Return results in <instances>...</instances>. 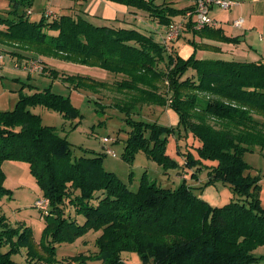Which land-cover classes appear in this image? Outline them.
Segmentation results:
<instances>
[{"label":"trees","instance_id":"1","mask_svg":"<svg viewBox=\"0 0 264 264\" xmlns=\"http://www.w3.org/2000/svg\"><path fill=\"white\" fill-rule=\"evenodd\" d=\"M72 1L78 8L74 14L56 16L44 11L39 19H31L34 0H9L7 16L0 15V40L123 75L115 85L128 96L114 104L129 115L122 159L133 163L143 151L166 172L182 174L181 168L206 167L208 179L196 185L186 180L172 188L158 184L144 171L138 188L132 189L105 168L103 155L74 156L67 135L44 124L31 109L44 106L73 120L81 114L70 97L50 86L31 93L21 87L16 106L0 110V264H22L13 256L23 248L27 264L56 263L57 245L72 243L90 230L99 232L95 244L102 264H125L122 253L126 251H136L154 264H262L264 255L255 253L264 246V206L257 196L261 178L251 174L244 156L247 151L264 150V58L199 55L197 49L209 44L197 41L196 35L234 44L240 41L227 35L215 18L217 25L199 30L193 28V19L184 22L194 5L183 9L154 0H112L143 9L165 26L182 16L183 29L187 27L194 36L186 39L194 51L184 58L176 43L160 41L125 18L96 23L83 7L88 0ZM10 52L18 59L23 56L17 50ZM47 70L44 65L43 72ZM51 70L77 90L97 92L107 86L90 76H60L59 70ZM159 81L165 82V89ZM145 104L169 105L179 124L200 140L198 155L189 150L185 163L179 164L167 151L175 127L131 117L138 105ZM8 159L26 162L49 200L40 241L45 257L37 250L32 227H13L2 214L1 199L12 196L3 183V162ZM218 181L233 196L215 206L202 194Z\"/></svg>","mask_w":264,"mask_h":264},{"label":"rangeland","instance_id":"2","mask_svg":"<svg viewBox=\"0 0 264 264\" xmlns=\"http://www.w3.org/2000/svg\"><path fill=\"white\" fill-rule=\"evenodd\" d=\"M154 1L157 4L175 1L177 2L176 7L183 9L192 7L193 5L195 7L193 0ZM217 6L221 9L219 4ZM75 7L77 6L70 0H34L30 9V17L31 19H39L44 11L56 16L60 13L74 14L78 11V8ZM83 7L85 8V6ZM9 9V0H0V15L7 16ZM134 9L140 13L137 16L136 26L148 31L149 28L158 27L159 33H154L156 31L153 29L151 30L154 32H149H152L156 39H161L160 33L165 25L158 20L146 18V15H148L146 14L148 13L147 11L136 7ZM125 19L128 20L127 18ZM93 21L96 23L100 22L97 20ZM196 37L198 38V35ZM180 39L187 42L183 31L173 40L166 43H176ZM196 40L199 41V39ZM163 41L165 42L164 39ZM184 44L185 42L180 41L177 45H179V49H183ZM188 44L194 49L192 44ZM0 47L5 48H0V53H3L4 56L0 69V110H11L16 106L21 87H24L23 91L25 93H31L37 88L43 89L50 86L54 92L70 97L71 101L79 108L81 116L68 120L60 112L44 106H35L31 109L42 116L44 124L56 126L61 135H67L72 144L74 156H80L84 152L103 155L105 168L115 172L132 189L138 188L144 171H147L149 178L156 180L158 184L172 188L186 180L188 184H203L207 181L208 170L206 167L198 168L193 166L186 169L181 168L182 174L176 173L175 170L166 172L156 161L149 159L143 151L137 154L133 163H128L122 159V152L126 144L128 131H130V126L126 121L129 115L115 107L114 104L118 101L124 102L128 96L127 92L118 90L115 85V81L121 79L123 75L104 70L100 67H92L63 60L60 56L54 54H42V56L38 52V48L36 50L34 46L27 48V51H25L21 46L0 40ZM232 49L235 51L234 54L236 53L237 55H240L242 51V49L234 46ZM11 50L20 51L23 55H19L21 59L15 57L10 52ZM203 50L202 48H198L197 53L202 55L201 52ZM247 55L249 59L245 60H251V55ZM237 58L244 60L245 57H241L240 55ZM35 64H39L41 69L36 70L34 68ZM25 65H28V69L23 67ZM44 65H48V72H43ZM53 68L59 70L60 76L81 74L90 76L97 81L105 82L107 86L97 92L86 89L77 90L70 87L68 83L63 82L58 75L54 77V73L52 74L51 70ZM50 72L51 75L47 74ZM158 85L162 89L166 88L164 81H159ZM168 108H170L169 105L145 104L141 107L138 105L130 114L132 118L137 120L158 122L162 125L175 127V133L170 134L167 151L182 165L185 163L184 154L189 150L195 156L198 155L200 140L190 130L185 128L183 124H179L177 114L173 112H171L172 115L169 114L167 112ZM104 138H108L109 140L105 141ZM244 158L251 165V174L260 176L261 178L260 182L262 186L257 190V196L264 206V150L247 151ZM3 171L5 173L3 183L12 191V196L1 199L2 214L6 216L7 221L13 227H17L20 224L31 226L34 230V241L38 252L44 257L47 256L40 241L45 226L43 216L49 209V203L46 201L48 199L43 196L41 188L32 176L29 165L26 162L12 159L5 160L3 162ZM194 171L196 175L192 176ZM131 173L132 175H130ZM204 195L210 196V201L214 203H209L216 206L228 203L233 193L227 185L218 181L215 185L208 186ZM212 195L218 197L215 199ZM36 202L38 203L36 204ZM43 206L46 207L44 208ZM81 218L83 220L82 216ZM81 218L78 219L81 220ZM98 235V231L90 230L72 243L57 245L56 256L59 261L53 264H102L101 259L98 257V247L95 244ZM255 253L257 255H264V246H259L255 250ZM26 257L25 248L19 254L13 256L15 260L22 264L28 263ZM122 259L125 264H154L152 260L145 261L142 259L136 251L123 252ZM262 264H264V257Z\"/></svg>","mask_w":264,"mask_h":264},{"label":"crops","instance_id":"3","mask_svg":"<svg viewBox=\"0 0 264 264\" xmlns=\"http://www.w3.org/2000/svg\"><path fill=\"white\" fill-rule=\"evenodd\" d=\"M70 1L73 2L74 4V1L72 0ZM231 1H233L234 4L227 9H224L222 7L220 9V7H218L217 4H214L210 8V15L219 22V26L222 27V29L227 35L238 37L240 42L238 44H234V43L222 42L215 39L202 38L198 36V38L197 37L196 38L199 39V42L201 41L204 43H208L209 46L215 47V48L209 47L208 49L203 48L204 50L201 52L202 54L201 56L241 59V58H237V56L241 55V57H245L244 58L245 60V59H249L247 54H250L251 60H259L261 58H264V0H231ZM176 3L177 2L175 1L171 2V4L174 6L177 5ZM193 3H195V0H193ZM84 6L86 8L85 10L89 13L92 20H97L102 22L103 20L106 19L127 18L128 21L131 22L132 26L137 27L136 20H137V16L140 13H138L139 11H136L134 7H130L125 4L111 0H88L84 2ZM146 16H147L146 18L153 19L149 15ZM181 17L182 16L178 17V19L181 20L184 18L185 19L184 22L186 21L189 22L191 19L195 20V16L193 17L188 16L187 13L183 18ZM240 18L243 19V24L241 26H235L234 21ZM139 29L143 30L142 28ZM151 29L155 30L156 32H154ZM158 29H159L158 27L149 28V31H152L154 33H159ZM166 29L167 26H165L162 29V32L160 33L161 39L158 40L163 41L165 37ZM143 31L149 32L148 30H143ZM183 35L186 37V39L194 37L192 32H189L187 30V27L183 29ZM180 41L185 42L183 49L180 48V54L184 58H187L193 53L194 49H192V47L183 39L177 41L176 44H178ZM233 46L237 47L238 49H242L240 55H237L236 53L234 54L235 51L234 49H232ZM167 112L171 115H172L171 112L177 114L171 108H168ZM173 122L177 123L176 121ZM191 185H196V184H191ZM207 189L208 187L205 188L202 196L208 202L214 203L213 201H210V196L204 195ZM212 196L215 199L218 197L214 195Z\"/></svg>","mask_w":264,"mask_h":264},{"label":"built area","instance_id":"4","mask_svg":"<svg viewBox=\"0 0 264 264\" xmlns=\"http://www.w3.org/2000/svg\"><path fill=\"white\" fill-rule=\"evenodd\" d=\"M214 4H219L222 8L227 9L229 8L232 4H234L233 1L231 0H196L195 1V7L194 10L188 11L187 15L192 16L195 15V20H194V29H201L204 25H217L218 22L210 15V8ZM243 24V19H237L234 21L235 26H241ZM184 27L183 21H176L171 23L167 27V32L164 37L165 42L173 40L177 35L182 31ZM4 56L2 53H0V69H1V64L3 62ZM25 69H28V65L23 66ZM36 70L41 69L39 64H35L34 67ZM105 141H108V138H104ZM116 156V154H114ZM49 203V200H46ZM38 202H36L37 204ZM47 203V204H48ZM46 204V206H47ZM41 206V205H40ZM46 206H43L44 208Z\"/></svg>","mask_w":264,"mask_h":264}]
</instances>
